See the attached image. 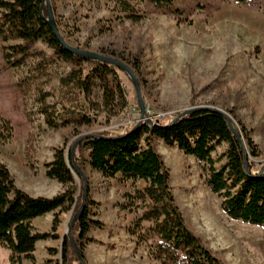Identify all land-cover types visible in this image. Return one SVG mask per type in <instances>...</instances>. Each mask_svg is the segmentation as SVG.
<instances>
[{
	"label": "rangeland",
	"instance_id": "obj_1",
	"mask_svg": "<svg viewBox=\"0 0 264 264\" xmlns=\"http://www.w3.org/2000/svg\"><path fill=\"white\" fill-rule=\"evenodd\" d=\"M50 1L54 21L66 42L118 59L134 71L146 104V119L151 121L145 124H168L191 108L218 109L233 119L237 129L246 128L261 154L257 162L264 163V0L247 3L177 0L164 7L146 0H128L140 17L139 21L129 19L118 0ZM18 42L0 41V118L8 120L12 126L11 140L0 142V159L12 172L15 182L16 177L22 183L28 181L23 175L31 172L35 185H39L36 194L44 197L42 194L53 190V186H45L42 182V177L46 176L45 164L53 161L57 149H65L68 155L85 136L131 132L141 120V113L134 84L121 70L115 68L128 106L116 116L108 117L100 109L99 82L91 102L77 90L60 87L59 79L73 68L60 60L49 68V78L41 76L37 82L52 94L47 103L54 105L65 118H68L65 112H75L98 119L91 125L48 127L39 113L37 89L30 92L24 104L17 87L18 81L29 75L35 62L13 69L6 68L3 60L2 47ZM36 47L54 54L43 42ZM93 67L94 62L85 63V73ZM153 146L170 172L171 186L189 229L225 264H264V228L226 216L221 201L206 184L207 174L202 164L194 157L185 155L177 147L167 146L159 138L153 139ZM226 149L227 145L218 148L213 158L218 159ZM76 156H79L78 149ZM84 174L89 184L88 199L99 204L91 211L97 214L95 219L105 225L103 230L93 229L89 236L97 230L104 231L105 237L110 236L112 241L127 249L126 254L133 259L137 257L136 262L125 264H161L150 257L145 246L137 247L135 252L129 249L135 239L128 230L141 212L130 213L122 206L127 204L125 196L143 189L145 183L124 181L120 176L107 178L89 166ZM79 179L75 176L77 201L83 195L85 182L80 176ZM63 214L69 216V220L62 242L76 214L75 207ZM52 232L53 226L52 231L44 233ZM84 260L86 262V258Z\"/></svg>",
	"mask_w": 264,
	"mask_h": 264
},
{
	"label": "trees",
	"instance_id": "obj_2",
	"mask_svg": "<svg viewBox=\"0 0 264 264\" xmlns=\"http://www.w3.org/2000/svg\"><path fill=\"white\" fill-rule=\"evenodd\" d=\"M118 1L129 19L140 20L128 0ZM146 1L164 7L177 0ZM236 1L247 3L250 0ZM0 10V41H19L2 47L6 68L17 69L30 61L35 62L29 75L21 78L17 87L24 104L30 92L37 89L39 113L48 127L91 125L98 119L97 116L75 112H65L64 115H68L65 118L54 105L47 103L52 94L37 82L41 76L49 78V68L60 60L73 66L67 76L59 79L62 89L77 90L91 102L99 82L102 90L100 109L108 117L116 116L128 106L126 93L113 66L94 62L95 67L85 73L84 64L90 61L62 46L47 23L45 0H0ZM39 42L47 44L54 54L38 49L36 45ZM173 121L168 124L143 123L135 131L125 133L122 139H110L118 135L109 132L100 133L78 145V157H72L71 151L66 155L65 149H57L53 161L45 164V175L63 185L65 190L53 198L33 197L19 189L12 172L0 159V244L11 251V263L21 264L23 259L35 262L37 242L58 238L56 231L61 223L60 214L73 207L77 213L81 208L82 196L78 201L75 197L76 165L83 172L89 166L107 178L120 176L124 181L145 183L143 189L125 196L127 204L122 209L130 213L141 212L128 233L135 239L136 247L145 246L154 260L161 264H225L187 226L171 186L170 172L155 150L153 139L159 138L167 146L177 147L202 164L207 174L206 184L221 201V209L229 219L264 228V163L257 162L261 156L258 145L245 127L237 129L233 124L239 133L237 136L226 117L216 111L201 109L184 115L174 124ZM11 132V123L0 118V142L11 140ZM223 145H227L226 151L214 159L213 154ZM30 167L34 169L33 164ZM95 205L99 204L88 199L71 232L84 259L86 246L99 243L89 236L90 232L105 228L101 221L95 219L97 214L91 211ZM56 211L53 232H37L32 225L33 220ZM74 261L81 264L69 237H65L62 262L72 264Z\"/></svg>",
	"mask_w": 264,
	"mask_h": 264
},
{
	"label": "crops",
	"instance_id": "obj_3",
	"mask_svg": "<svg viewBox=\"0 0 264 264\" xmlns=\"http://www.w3.org/2000/svg\"><path fill=\"white\" fill-rule=\"evenodd\" d=\"M23 177L29 178L27 179L28 181L22 183V180L16 177L17 187L34 197H38L40 194H36L35 190L39 187V185H35V182L33 181V174L29 172V174H24ZM42 178L45 181H42L43 185L53 186V190L51 189L48 193L42 194V196L44 197H53L55 193L57 194L58 192H61L64 188L63 185H61L55 180L48 179L46 178V176ZM47 182H49V185L47 184ZM56 213L57 211L46 214L43 217L34 219L32 222L33 227L40 233L52 231L53 220ZM59 219L61 224L56 231L59 238H50L44 241L37 242L35 251L36 261L31 262L27 259H23L21 264H63L62 238L65 235L64 229L66 224L68 223L69 216H67L66 214H60ZM104 235H106L105 232L100 230H97L96 232H93L91 234V237L96 239L101 244L98 243L87 245L85 249L86 264H125V262L127 261L130 263L133 261L136 262L137 257H134L133 259L131 255L126 254L127 249L120 247V243L114 242L111 240L110 236L105 237ZM130 247V251L135 252V250L137 249L134 243H130ZM50 250H54V252H50ZM134 256L136 255L134 254ZM129 257L130 260L127 259ZM10 258L11 251L5 248L2 244H0V264H12Z\"/></svg>",
	"mask_w": 264,
	"mask_h": 264
},
{
	"label": "water",
	"instance_id": "obj_4",
	"mask_svg": "<svg viewBox=\"0 0 264 264\" xmlns=\"http://www.w3.org/2000/svg\"><path fill=\"white\" fill-rule=\"evenodd\" d=\"M45 4H46V7H47V10H48V18H47V23L50 27V29L53 31V33L55 34V36L58 38V40L61 42L62 46L69 52L75 54V55H78L80 57H83L89 61H92V62H98V63H102V64H107V65H110V66H113L114 68H117L119 70H121L122 72H124L133 82L134 84V87L136 89V92H137V97H138V105H139V109H140V113H141V120L139 121L138 125L131 131H135L136 129H138L141 124L143 123H151V121L149 119H146V114H147V108H146V104H145V101L143 99V96H142V90H141V86H140V83L138 81V78L137 76L135 75L134 71L124 62L118 60V59H115V58H112V57H108V56H105V55H101V54H98V53H94V52H91V51H87V50H82V49H79L77 47H74L72 45H70L68 42H66V40L62 37L60 31L58 30L57 26H56V23L54 21V17H53V14H52V10H51V1L50 0H45ZM201 109H205V110H210V111H216V112H219L221 114H223L225 117H226V120L228 122V124L230 125V127L233 129V131L235 132V134L237 136H239V134L236 132L235 128H234V125H233V119L227 115L226 113L218 110V109H212V108H191V109H188V110H185L180 116H178V118H176L172 124L176 123V121L178 119H180L181 117H183L184 115H187L191 112H194V111H198V110H201ZM125 135H118L116 137H112L110 139H122ZM96 137V135H91V136H85L84 138L80 139L78 142H76V144L73 146L72 148V151H71V154H72V157H74L76 155V150L78 148V145L85 141L86 139H89V138H94ZM75 171H76V177L77 179L80 181L79 179V176L85 181L84 182V186H83V195H82V205H81V208L78 210V212L73 216V219L71 221V224H70V227L68 229V232L66 234L67 237H69V240L71 242V245L74 249V252L79 260V262L81 264H86L79 248L77 247L74 239L72 238L71 236V232L75 226V224L77 223V221L79 220L80 216L82 215V213L84 212V209L86 207V204H87V201H88V198H89V184L86 180V177H85V174L84 172L78 167L75 165ZM264 172V169L263 171Z\"/></svg>",
	"mask_w": 264,
	"mask_h": 264
}]
</instances>
